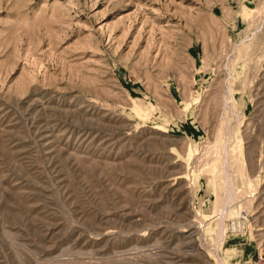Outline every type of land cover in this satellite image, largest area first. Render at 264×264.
I'll return each instance as SVG.
<instances>
[{
	"label": "rangeland",
	"instance_id": "374dc122",
	"mask_svg": "<svg viewBox=\"0 0 264 264\" xmlns=\"http://www.w3.org/2000/svg\"><path fill=\"white\" fill-rule=\"evenodd\" d=\"M0 264H264V0H0Z\"/></svg>",
	"mask_w": 264,
	"mask_h": 264
}]
</instances>
